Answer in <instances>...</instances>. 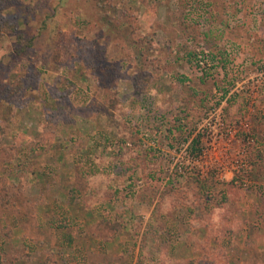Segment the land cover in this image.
<instances>
[{
  "label": "rangeland",
  "instance_id": "rangeland-1",
  "mask_svg": "<svg viewBox=\"0 0 264 264\" xmlns=\"http://www.w3.org/2000/svg\"><path fill=\"white\" fill-rule=\"evenodd\" d=\"M0 255L264 264V0H0Z\"/></svg>",
  "mask_w": 264,
  "mask_h": 264
},
{
  "label": "trees",
  "instance_id": "trees-1",
  "mask_svg": "<svg viewBox=\"0 0 264 264\" xmlns=\"http://www.w3.org/2000/svg\"><path fill=\"white\" fill-rule=\"evenodd\" d=\"M18 39L20 40L18 50L22 48V51H23L25 49V47H22L24 45L23 44L24 41H30V39H27L23 33L18 34ZM31 41H32V39H31ZM29 43H31V42H29ZM183 46L187 48L186 50H188V53H190V56L192 57V59L196 60V58H197V60H198V54H196V51L191 50L187 43H184ZM173 51L175 53H178L175 56L176 60H178L180 63H182L184 61V58L180 55L181 49L179 50L177 47V48H174ZM161 55H163V56H161ZM161 55L156 56V57H158V58H156V62L154 60L155 65L160 67V68L163 66H167L169 63L166 61L168 59V57H166L163 52L161 53ZM160 68L159 69L157 68L155 70H156L157 74L162 75ZM152 76L153 75H150V74H147L146 72H143L139 81H141V83L143 85H145L146 83L155 80V78ZM235 96L236 95H233V96L231 95L227 99V101L230 103L231 108L234 107L233 102L236 100ZM185 100H186L188 105L183 107L184 108L183 109L184 117L179 120L180 123H176L175 127L172 128L174 131L176 130V133H178L179 135L183 134L186 129H189V134L192 133L194 131V129L196 128L197 121L204 115V113L207 110V108H206L207 105H205L204 102L200 101L196 97V92H194V93L192 92L191 98H188L186 96ZM229 103H228L227 112L231 113ZM242 115H244V114L241 110H239V111L235 110L234 111V119H232V121L239 120V118L242 117ZM202 143H203L202 135L200 133H197L196 136L192 140L191 150L193 151V149H194L196 152L201 151ZM2 259H3L2 255H0V264H2Z\"/></svg>",
  "mask_w": 264,
  "mask_h": 264
},
{
  "label": "built area",
  "instance_id": "built-area-1",
  "mask_svg": "<svg viewBox=\"0 0 264 264\" xmlns=\"http://www.w3.org/2000/svg\"><path fill=\"white\" fill-rule=\"evenodd\" d=\"M210 118L208 117V118H206L205 120H206V122L209 120ZM210 124V123H209ZM247 125V124H246ZM206 150H202L201 152H200V154L197 156V158H200L202 155H203V153L205 152Z\"/></svg>",
  "mask_w": 264,
  "mask_h": 264
}]
</instances>
